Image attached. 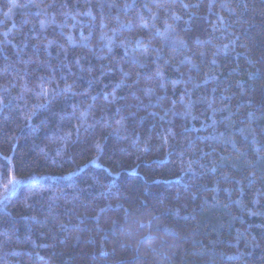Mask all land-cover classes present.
Segmentation results:
<instances>
[{
	"label": "trees",
	"instance_id": "obj_1",
	"mask_svg": "<svg viewBox=\"0 0 264 264\" xmlns=\"http://www.w3.org/2000/svg\"><path fill=\"white\" fill-rule=\"evenodd\" d=\"M0 264H264V0H0Z\"/></svg>",
	"mask_w": 264,
	"mask_h": 264
}]
</instances>
